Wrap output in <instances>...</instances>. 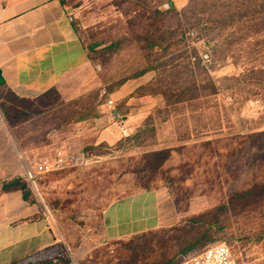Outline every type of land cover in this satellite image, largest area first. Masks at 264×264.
Listing matches in <instances>:
<instances>
[{
    "label": "rangeland",
    "instance_id": "obj_1",
    "mask_svg": "<svg viewBox=\"0 0 264 264\" xmlns=\"http://www.w3.org/2000/svg\"><path fill=\"white\" fill-rule=\"evenodd\" d=\"M167 1L65 0L102 97L25 104L10 112L25 113L14 126L0 111L22 168L16 177L55 240L17 264H176L197 252L177 258L193 237L185 221L212 217L231 195L264 182V13L228 18L235 0L174 9ZM139 78L147 81L112 103L126 117L121 141L68 149L67 162L26 180L41 157L63 158L60 141L74 123ZM160 150L161 164V155L146 156ZM217 215L224 227L204 247L224 242L237 264H264V191Z\"/></svg>",
    "mask_w": 264,
    "mask_h": 264
},
{
    "label": "crops",
    "instance_id": "obj_2",
    "mask_svg": "<svg viewBox=\"0 0 264 264\" xmlns=\"http://www.w3.org/2000/svg\"><path fill=\"white\" fill-rule=\"evenodd\" d=\"M185 3L173 0L178 7ZM0 79V87L27 99L54 89L62 101L69 102L92 91L100 98L104 90L66 12L65 0H0ZM145 81L139 78L120 84L110 95L111 104H98L96 113L74 123L72 134L60 141V165L70 159L68 149L80 152L86 145L119 141L126 134V117L112 103ZM14 150L10 128L0 114V264L38 255L55 243L38 204L24 199L18 189L2 190L3 182L22 172Z\"/></svg>",
    "mask_w": 264,
    "mask_h": 264
},
{
    "label": "trees",
    "instance_id": "obj_3",
    "mask_svg": "<svg viewBox=\"0 0 264 264\" xmlns=\"http://www.w3.org/2000/svg\"><path fill=\"white\" fill-rule=\"evenodd\" d=\"M235 3H236V5H234L235 11L232 13L230 12V9H229V13L227 15L228 18H234V16H237V18L241 19L245 15H247V13L251 10L255 12L256 11L258 12L261 10V12L264 13V0H235ZM165 5L166 7L170 9L171 8L174 9L173 4L169 1H167ZM0 89H3L7 91L8 93V99L4 100V102L0 101V111L2 112L1 114L3 115L4 119L8 123H10L9 124L10 126H14L18 122L23 121L24 119H22L21 115L25 114V113H10L11 111L13 112L17 110L20 111L23 109V107H25V104H28V105L40 104L41 102L47 100V98H49L50 96H55L57 99H60L57 92L54 89H49L48 91L42 93L41 95H39L38 97L34 99H27V98L19 97L14 92L8 89L2 88V87H0ZM13 120H15V122H13ZM122 138L119 141H121ZM165 152H166L165 150L154 151V152L147 154L146 156L159 157V155L162 156V154H164ZM165 158H166V155L162 156L158 164H161L165 160ZM16 189L22 192L24 199L29 200L28 193L26 191V185L22 182V180L19 177H14L8 181L3 182L2 184V190L4 191L16 190ZM257 189L260 191H264V182H262L261 184H256L244 190L243 192L235 193L231 195L229 199L227 200V202L225 203V205H221L220 207L216 208L213 213H211L212 217L206 216V218H202L203 217L202 215H198L196 216V218L190 219L189 221H185L184 225L189 224L187 227L188 229L186 231L192 233L193 237L191 240L186 242L185 245L182 246V248L178 251L177 258L181 256H185L186 254H189L193 250H196L198 252L201 249H203L204 246L208 244V242L212 239V237L210 236L211 230L213 229L221 230L224 227V226L219 225V219H218L219 217L217 215L218 212L225 213L229 209V206L232 205L235 201H239L240 199L248 197L249 195L253 193L254 190H257ZM181 222L182 221H180L178 224H180ZM175 227L176 225L173 226L172 228L175 229ZM33 256L35 255H32L26 259H29ZM26 259H23V260H26ZM19 262H16L13 264H17ZM168 264H172V263H168Z\"/></svg>",
    "mask_w": 264,
    "mask_h": 264
},
{
    "label": "built area",
    "instance_id": "obj_4",
    "mask_svg": "<svg viewBox=\"0 0 264 264\" xmlns=\"http://www.w3.org/2000/svg\"><path fill=\"white\" fill-rule=\"evenodd\" d=\"M107 103L111 104V101ZM62 159L60 151H56L53 158L50 156L41 157L34 163L33 170L26 172V180L33 183L37 174L55 168L61 164ZM176 264H237V262L230 247L224 242H219L204 247L200 251L181 259Z\"/></svg>",
    "mask_w": 264,
    "mask_h": 264
},
{
    "label": "water",
    "instance_id": "obj_5",
    "mask_svg": "<svg viewBox=\"0 0 264 264\" xmlns=\"http://www.w3.org/2000/svg\"><path fill=\"white\" fill-rule=\"evenodd\" d=\"M0 82H1V79H0ZM112 113H114V114L116 115V112H115V110H114V109L112 110Z\"/></svg>",
    "mask_w": 264,
    "mask_h": 264
}]
</instances>
